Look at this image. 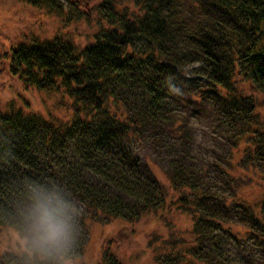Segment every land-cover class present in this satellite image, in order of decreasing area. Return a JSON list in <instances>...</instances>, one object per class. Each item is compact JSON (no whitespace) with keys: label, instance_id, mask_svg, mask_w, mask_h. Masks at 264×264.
<instances>
[{"label":"trees","instance_id":"trees-1","mask_svg":"<svg viewBox=\"0 0 264 264\" xmlns=\"http://www.w3.org/2000/svg\"><path fill=\"white\" fill-rule=\"evenodd\" d=\"M115 1L103 0L99 9L112 29L83 51L56 38L20 44L12 53V76L41 92L63 89L75 114L57 124L13 108L0 111V232L14 230L24 241L20 253L5 252L0 264H64L83 255L90 222L134 223L158 211L166 197L148 154L185 191L176 202L193 210L191 256L207 264H264V202L255 214L210 186L190 139L192 118L202 123L204 113L188 108L190 93L197 103L212 99L211 113L233 132L228 160L242 156L249 169L255 159L264 163V131L252 123L255 101L222 92L239 72L264 95V0H133L143 10L137 19ZM243 139L250 142L240 153ZM41 189H55L70 205L66 250L44 254L32 243L26 217ZM230 219L244 228L235 237L263 260L232 253L223 232ZM178 255L158 253V264H183ZM98 264L121 262L106 250Z\"/></svg>","mask_w":264,"mask_h":264},{"label":"rangeland","instance_id":"rangeland-1","mask_svg":"<svg viewBox=\"0 0 264 264\" xmlns=\"http://www.w3.org/2000/svg\"><path fill=\"white\" fill-rule=\"evenodd\" d=\"M102 1L47 0L38 6H31L26 0H0V111L9 113L13 108L24 114L40 115L57 124L73 119L75 104L64 90L41 92L27 86L22 79L9 73L11 56L20 44L46 43L56 38L70 41L79 51L93 45L98 33L112 29L100 16ZM114 5L132 19L143 15V10L133 0H116ZM229 89L222 92L255 101L256 116L252 123H256L255 128L264 131V95L239 72ZM188 96V108L191 111L196 108L202 110V118L205 117L202 123L192 118L195 125L190 139L194 141L192 148L199 152L196 162L209 170V173L206 172L207 182L221 196L239 200L241 205L253 207L254 213L258 214L264 202V163L258 161L262 159H255L251 169L244 165L242 156L230 162L233 132L228 128L229 124L219 119L217 114L213 116L212 99L198 98L200 103H197L192 101L197 96L191 93ZM249 142L250 139H243L239 143L240 153L246 150ZM148 155L153 159V162L150 161L151 169L164 188L166 198L162 207L134 223L121 219L90 222V240L83 255L66 260L64 264H98L106 250H111L121 264H158V253L162 258L180 253L179 262L183 264H207L190 255V248L196 243L193 210H185L176 202L185 191L175 188L167 172L151 154ZM231 207H235L234 202ZM235 212H240V208ZM223 228L225 243L233 254L244 261L249 257L263 260L257 250L249 253L247 241L235 237L244 230L238 221L230 219L223 224ZM23 247L24 241L18 232L11 229L0 232V260L5 252L20 253Z\"/></svg>","mask_w":264,"mask_h":264},{"label":"clouds","instance_id":"clouds-1","mask_svg":"<svg viewBox=\"0 0 264 264\" xmlns=\"http://www.w3.org/2000/svg\"><path fill=\"white\" fill-rule=\"evenodd\" d=\"M171 90L179 92L169 82ZM70 205L53 189H41L27 213L28 228L33 245L44 254L66 250L71 241Z\"/></svg>","mask_w":264,"mask_h":264}]
</instances>
